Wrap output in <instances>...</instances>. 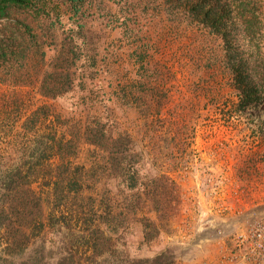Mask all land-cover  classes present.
Segmentation results:
<instances>
[{
	"label": "rangeland",
	"instance_id": "1",
	"mask_svg": "<svg viewBox=\"0 0 264 264\" xmlns=\"http://www.w3.org/2000/svg\"><path fill=\"white\" fill-rule=\"evenodd\" d=\"M55 1L61 3V22L52 16L36 20L21 10L12 11L3 20L2 33L10 39L16 38V27L26 23L39 33L41 40L15 39L18 53L9 58L13 66L0 65V194L9 174L7 168L22 164L32 145L28 129L22 126L24 117L41 104L59 108L62 103L40 95L38 85L43 77L41 69L68 47L71 35L82 49L80 54L90 58L85 62L78 57L73 69L76 82L83 80L82 88H93L95 96L103 100L98 110L87 104L82 105L83 109L79 107L82 113H78L84 119L92 115L111 118L119 128L127 130L135 138V147L129 152H138L142 157L139 160L132 156L128 161L138 162L135 167L151 187L154 182L163 187L158 190L163 201L159 214L146 208L130 218L128 233L114 238L109 249L98 247L94 258L84 264H264V255L256 256L259 247L264 250V139L259 133L264 124V108L230 112L229 106L221 105L227 99L236 103L238 98L222 61L219 36L193 25L172 26L164 12L170 0H81L75 14L70 12L71 3ZM152 3L158 11L152 9ZM154 12L160 18L156 27ZM113 50L123 72L129 69L131 82L139 87H151L142 65H171L175 77L165 82L170 90L167 99L156 107L150 96L151 101L143 98L137 105L119 96L114 98L115 80L105 72L95 74L97 67H90L93 62L107 59V53ZM148 52L153 54L150 59ZM200 55L203 61L212 59L213 69H195L185 62L189 56L198 59ZM213 70L217 101L206 104V92L197 91L195 86L199 80L211 78L208 74ZM82 88L78 85L75 92L64 93L63 98L72 94L80 103V96L85 93ZM7 109L9 117L5 116ZM177 113L183 127L166 123L163 129L170 128V137L160 142L159 148L150 149L143 129L150 120L159 116L172 119ZM92 154L96 158L94 169L100 175L98 195L107 193L108 187L103 186L107 185V178L114 189L121 190L120 178H115L113 171L114 162H103L100 157L104 153L98 148L83 144L75 163L88 166L86 158ZM4 205L0 264H67L61 253L68 246L66 243L73 240L71 232L41 228L30 223L29 210L25 209L27 219L23 220L12 213L18 207L16 202L11 203V210ZM141 214L157 223L158 234L151 231L147 239L143 237L142 224L138 223ZM11 235L14 243L20 244L14 250L22 249L17 254H7L5 249ZM87 255L92 257V252Z\"/></svg>",
	"mask_w": 264,
	"mask_h": 264
},
{
	"label": "trees",
	"instance_id": "2",
	"mask_svg": "<svg viewBox=\"0 0 264 264\" xmlns=\"http://www.w3.org/2000/svg\"><path fill=\"white\" fill-rule=\"evenodd\" d=\"M80 1L65 0L66 3H71L72 14L76 13ZM60 4L55 0H0V65L6 63L13 66V60L11 62L9 58L18 53L15 47L17 39L27 42L37 38L41 40L39 33L34 32L26 23L16 27V40L10 39L11 37L2 33L3 20L7 19L12 11L21 10L36 20L52 16L61 22L63 14ZM152 4V9L158 11V6ZM164 12L172 26L193 25L196 29L201 28L219 36L224 52L222 61L230 72L238 98L236 103L227 99L221 105L229 106L230 112L240 111L241 108H264V0H170ZM157 13L152 15L155 27L158 24L156 20L160 19ZM68 39V47L63 49L52 63L41 69L40 74L43 77L38 85L40 95L54 101L61 100L62 103L59 108L51 104H41L24 117L22 126L28 129L32 145L27 148L28 156L22 164L7 168L9 174L1 186L3 190L0 201L8 205L10 210L11 203L16 202L18 207H15L12 213L23 220L27 219L25 209L29 210L32 215L30 223L41 228L52 227L57 233H61L62 229L71 232L73 240L66 243L68 246L63 247L61 254L67 264H84L89 262L87 259L94 258L98 247L109 249L114 238L127 234L130 218H134L146 208L159 214L163 201L159 198L161 193L158 190L163 187L157 182L151 187L135 167L138 162L128 161L132 156L138 157L139 160L142 157L138 152H129L135 147V138H132L127 130L119 128L111 118L101 119L98 115H92L89 119H84L79 114L82 113L79 110L82 105L89 104L95 111L103 100L95 96L93 88L83 89V80L76 82V71L73 69L75 70L78 57L85 62H89L90 58L80 54L82 49L72 41L73 36L70 35ZM116 55L115 50L110 51L107 53V59L100 60L98 64L93 62L90 66L97 67L95 74L105 72L115 80L112 93L114 98L119 96L137 105L143 98L152 97L156 107L162 100L167 99L170 90L165 82L168 83L175 77L171 65H151L152 68L142 65L151 85L147 89L131 82L130 70L123 72L119 58L115 59ZM150 55L153 54L148 52V59ZM43 56L44 52H41V58ZM185 62L195 69H213L212 59L206 58L203 61L202 55L198 56V59L189 56ZM212 72L208 74L211 78H203L196 82L195 86L197 91L206 92V104H214L217 101V91L214 87L217 79L213 78L214 70ZM78 85L85 92L80 96V103L74 100L72 94L63 98L64 93L75 92ZM194 96L199 98V94ZM107 100L111 99L108 97ZM10 115L7 109L5 116ZM173 118L159 116L150 120L143 129L150 149L159 148V143L164 142L167 136L170 137V128L163 129L166 123L183 127L180 113ZM34 126L36 127L31 129ZM259 133L264 139V124H261ZM137 135L139 132H136ZM86 143L104 153L100 157L103 162H114L113 171L115 178H120L121 190L114 189V184L107 178V185H103L108 187L107 193L105 191L98 195L100 175L94 169L95 156L92 154L86 158L90 163L88 166L75 163L81 146ZM4 159L7 162L8 156ZM4 204L0 203V219H6ZM157 217L161 218L160 215ZM140 219L138 223L142 224L141 233L145 239L151 231L158 234L157 223L142 214ZM10 239L9 243L5 244L7 254L22 251L14 250L20 244L14 243L13 235ZM88 252H92V257L87 255Z\"/></svg>",
	"mask_w": 264,
	"mask_h": 264
},
{
	"label": "built area",
	"instance_id": "3",
	"mask_svg": "<svg viewBox=\"0 0 264 264\" xmlns=\"http://www.w3.org/2000/svg\"><path fill=\"white\" fill-rule=\"evenodd\" d=\"M258 237H259V235H258ZM240 238L242 239V241L246 240V238H244V237L242 238V236H240ZM259 246H260V244H259ZM258 255H260V256L264 255V250L261 247H259V253L256 252V256H258Z\"/></svg>",
	"mask_w": 264,
	"mask_h": 264
}]
</instances>
